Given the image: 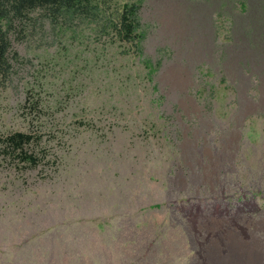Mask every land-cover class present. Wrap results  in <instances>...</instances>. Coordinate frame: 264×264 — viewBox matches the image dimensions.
Here are the masks:
<instances>
[{"label":"rangeland","instance_id":"rangeland-1","mask_svg":"<svg viewBox=\"0 0 264 264\" xmlns=\"http://www.w3.org/2000/svg\"><path fill=\"white\" fill-rule=\"evenodd\" d=\"M126 2L151 76L79 16L38 9L11 31L0 141L41 136L25 147L41 162L0 153V264H264V228L247 236L220 207L224 182L264 222V0L105 11Z\"/></svg>","mask_w":264,"mask_h":264},{"label":"trees","instance_id":"trees-1","mask_svg":"<svg viewBox=\"0 0 264 264\" xmlns=\"http://www.w3.org/2000/svg\"><path fill=\"white\" fill-rule=\"evenodd\" d=\"M108 0H0V78L5 81L10 77L12 63L10 61V34L15 23L30 19V15L38 10L49 11L52 21L72 22L79 16V27H91L99 36L110 35L111 40L127 43L133 52L141 57L143 66L151 76L156 66L152 59L143 56L145 34L140 31L137 3L126 2L119 10L106 13ZM16 56V53H14ZM41 136L24 132H14L1 139L0 153L5 157H13L30 167L40 164L41 158L29 153L25 147Z\"/></svg>","mask_w":264,"mask_h":264},{"label":"bare ground","instance_id":"bare-ground-1","mask_svg":"<svg viewBox=\"0 0 264 264\" xmlns=\"http://www.w3.org/2000/svg\"><path fill=\"white\" fill-rule=\"evenodd\" d=\"M223 160H225V158H223ZM230 170H232V169H230ZM220 172H221V174L224 172L226 173V170L221 169ZM225 182H227L226 179H225ZM224 184H225L224 182H223V184H221L223 201H222L220 207H221L222 215L224 217H226V219L231 221L233 226H237L242 231L246 232L247 236H249V235H253L254 237L257 236V233L259 231H262L264 228V222L263 221H257L254 219V214L257 213V211L260 208L259 205L254 201L253 197L250 199H247L246 195L241 196V198H242L241 201H240V199H237V201H235L233 203L228 201L227 196L225 194V190H224L225 186H223ZM232 204H234V205H232ZM248 228H250V230ZM255 238H257V237H255Z\"/></svg>","mask_w":264,"mask_h":264}]
</instances>
